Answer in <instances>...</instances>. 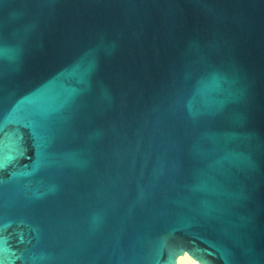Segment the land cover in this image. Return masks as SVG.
<instances>
[{
    "label": "water",
    "instance_id": "obj_1",
    "mask_svg": "<svg viewBox=\"0 0 264 264\" xmlns=\"http://www.w3.org/2000/svg\"><path fill=\"white\" fill-rule=\"evenodd\" d=\"M264 264V0H0V264Z\"/></svg>",
    "mask_w": 264,
    "mask_h": 264
},
{
    "label": "bare ground",
    "instance_id": "obj_2",
    "mask_svg": "<svg viewBox=\"0 0 264 264\" xmlns=\"http://www.w3.org/2000/svg\"><path fill=\"white\" fill-rule=\"evenodd\" d=\"M177 264H202V263L198 262L189 254L184 253L177 258Z\"/></svg>",
    "mask_w": 264,
    "mask_h": 264
}]
</instances>
